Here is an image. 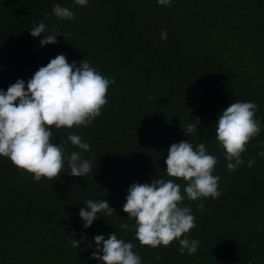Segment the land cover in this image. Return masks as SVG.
Masks as SVG:
<instances>
[{"label": "trees", "instance_id": "16d2710c", "mask_svg": "<svg viewBox=\"0 0 264 264\" xmlns=\"http://www.w3.org/2000/svg\"><path fill=\"white\" fill-rule=\"evenodd\" d=\"M57 3L71 8L75 19L53 14ZM41 21L45 34L64 36L41 47L43 34L31 35ZM59 54L78 66L85 59L115 78L100 116L88 126L59 129L53 139L59 144L74 132L90 142L83 158L92 171L36 181L0 155V264H99L92 257L94 237L114 231L135 245L143 264H264V157L257 155L264 127L234 171L215 135L219 114L235 101L258 104L256 118L264 125V0H172L170 7L157 0H90L87 6L0 0V88L29 80ZM189 123L198 127L186 135L183 124ZM184 140L206 144L218 158L214 175L220 177L219 198L182 202L195 216L186 234L199 241L194 254H181L175 240L144 245L134 227H121L136 223L123 210L131 184L186 183L169 177L165 163L170 146ZM66 148L80 151L70 143ZM88 199H106L115 213L100 214L85 229L79 211ZM85 235L73 248L71 240Z\"/></svg>", "mask_w": 264, "mask_h": 264}, {"label": "clouds", "instance_id": "9594fccd", "mask_svg": "<svg viewBox=\"0 0 264 264\" xmlns=\"http://www.w3.org/2000/svg\"><path fill=\"white\" fill-rule=\"evenodd\" d=\"M73 2L74 6H87L90 0ZM157 3L170 7L172 0H157ZM52 12L60 19H75L74 11L59 3L53 6ZM46 28L43 21L32 27V36L43 34L41 47L57 43V37L63 35L56 31L45 34ZM114 83V77H106L87 60H82L78 66L76 61L69 63L65 54H59L29 80L19 78L6 91L0 88V155L34 174L36 181L42 177L58 178L62 172L86 177L92 171V162L83 158V152L90 151L91 143L74 132L64 135L62 143H54L53 139L59 129L88 126L100 116L108 103L109 87ZM258 110L259 105L253 101H235L219 114L215 135L226 150L229 171L244 163L242 153L247 143L264 127L256 118ZM196 120L199 123L198 118ZM198 123L183 124L186 135L195 133ZM69 143L80 151L69 154L66 148ZM261 149L257 155L264 157V142ZM165 163L169 177L182 178L186 183L181 185L175 179L157 178L151 183L131 184L123 210L136 223H125L121 227H134L136 237L144 245L156 248L175 240L181 254L185 250L194 254L199 241L186 234L196 226L195 216L192 208L182 206V202L186 197L195 201L221 196L220 177L214 175L218 158L208 151L205 143L194 146L184 140L170 146ZM255 163V159L249 160L248 166ZM66 166L70 172L64 171ZM84 203L87 206L80 208L79 215L85 229L91 227L100 214L110 217L115 213L106 199H88ZM198 207L203 208V202ZM86 240L87 235L81 240L74 238L71 245L79 248ZM94 240L98 251H94L92 257L99 264H143V258L134 251L135 245L118 237L116 231L107 238L97 234Z\"/></svg>", "mask_w": 264, "mask_h": 264}]
</instances>
